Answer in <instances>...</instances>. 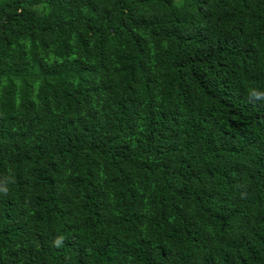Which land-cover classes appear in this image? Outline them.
Here are the masks:
<instances>
[{
    "label": "trees",
    "instance_id": "16d2710c",
    "mask_svg": "<svg viewBox=\"0 0 264 264\" xmlns=\"http://www.w3.org/2000/svg\"><path fill=\"white\" fill-rule=\"evenodd\" d=\"M0 264H264V0H0Z\"/></svg>",
    "mask_w": 264,
    "mask_h": 264
}]
</instances>
